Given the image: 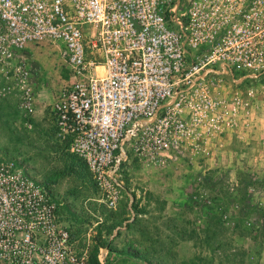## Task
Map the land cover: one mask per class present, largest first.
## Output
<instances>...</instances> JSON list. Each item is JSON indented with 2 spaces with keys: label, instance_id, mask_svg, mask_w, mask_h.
I'll return each mask as SVG.
<instances>
[{
  "label": "built area",
  "instance_id": "obj_1",
  "mask_svg": "<svg viewBox=\"0 0 264 264\" xmlns=\"http://www.w3.org/2000/svg\"><path fill=\"white\" fill-rule=\"evenodd\" d=\"M41 44L67 77L51 108L55 138L115 209L127 149L148 164L174 160L191 126L231 124L240 99L220 112L216 86L264 81V0H0V99L27 113L44 83L31 54ZM0 264H89L50 190L4 156Z\"/></svg>",
  "mask_w": 264,
  "mask_h": 264
},
{
  "label": "rangeland",
  "instance_id": "obj_2",
  "mask_svg": "<svg viewBox=\"0 0 264 264\" xmlns=\"http://www.w3.org/2000/svg\"><path fill=\"white\" fill-rule=\"evenodd\" d=\"M52 48L31 51L43 68L36 113L15 121L19 136L13 133L0 153L20 160L50 190L75 250L88 257L97 250L102 264L106 250L129 251L148 264H264V81L216 86L220 112L240 99L231 124L191 126V145L174 160L140 162L125 147L122 199L109 209L84 166L55 138L51 108L67 77ZM13 100L0 102L15 107ZM56 173L62 176L48 184Z\"/></svg>",
  "mask_w": 264,
  "mask_h": 264
},
{
  "label": "crops",
  "instance_id": "obj_3",
  "mask_svg": "<svg viewBox=\"0 0 264 264\" xmlns=\"http://www.w3.org/2000/svg\"><path fill=\"white\" fill-rule=\"evenodd\" d=\"M41 69L43 68L41 67ZM13 101L15 102V107H13L11 103L3 104L2 102H0V147H3V145H5L8 140H12L13 137L15 138V136H12L13 133H16V136H19V133L14 132L12 128L16 120L19 121V123H21L22 120V123L24 124L23 119L30 116H35V107L39 102V94L33 102V109L31 113L23 111L20 101L16 99H14ZM9 133L11 134V136ZM0 156L3 155L0 153ZM104 253L105 255L106 253H108V255L105 256L106 260L108 261L107 264H148L147 260H145V257L135 255L134 253H131L129 251L116 253V251L109 252V250H106L104 251ZM98 258L100 264H102L100 256H98Z\"/></svg>",
  "mask_w": 264,
  "mask_h": 264
},
{
  "label": "trees",
  "instance_id": "obj_4",
  "mask_svg": "<svg viewBox=\"0 0 264 264\" xmlns=\"http://www.w3.org/2000/svg\"><path fill=\"white\" fill-rule=\"evenodd\" d=\"M65 146H66V148H68V145H67V144H65ZM68 155H69V157H70L72 160H74L75 163L81 164V165L84 166V168L86 169L84 163H83L80 159L76 158V157L73 156V155H70L69 153H68ZM86 171H87V169H86ZM87 173H88V171H87ZM61 176H62L61 173H56V174H54L53 176H51V177H49V178L47 179V183H48V184H54L55 181H56V179L60 178ZM88 176H89V179H90V181H91V178H90L89 173H88ZM91 183H92V181H91ZM92 185H93V183H92ZM93 186H94V185H93ZM94 188H95V187H94ZM89 264H100V262H99L98 259H97V250H95V251L89 256Z\"/></svg>",
  "mask_w": 264,
  "mask_h": 264
}]
</instances>
